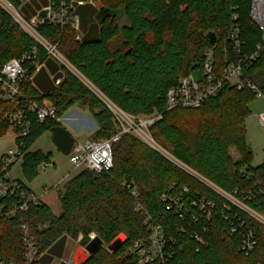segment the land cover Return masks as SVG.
Instances as JSON below:
<instances>
[{
  "label": "trees",
  "instance_id": "trees-1",
  "mask_svg": "<svg viewBox=\"0 0 264 264\" xmlns=\"http://www.w3.org/2000/svg\"><path fill=\"white\" fill-rule=\"evenodd\" d=\"M7 1L15 7L22 5L20 0ZM101 2L115 15L99 25L94 19L96 7L79 6L81 39L70 25L45 21L37 30L121 109L134 115L161 113V119L150 128L154 141L195 174L127 133L113 145L112 168L101 172L84 169L66 183L59 193L60 214L42 200L26 214L40 251L54 250L59 243L63 247L68 236L83 234L88 252L83 246L76 251L77 264H139L133 245L149 239L150 224H159L167 259L152 264H264V223L213 187L264 217V162L251 165L246 127L249 105L255 99L247 83L264 93V43L262 31L250 15L252 0ZM236 24L242 55L258 53L243 66L245 88L227 81L199 108L168 110V89L190 71L202 72L207 50L213 52L215 74L222 75L234 58L228 36ZM210 31L217 35L216 44L207 36ZM34 48L41 62L48 57L47 50L0 5V72L8 60ZM62 70L64 77L50 90L42 92L33 82L23 81L21 95L13 99L0 96V137L12 127L7 115L31 101L53 104L58 117L78 103L92 112L98 125L94 139L115 133L113 113L106 102L69 68L62 65ZM29 117L27 134L21 135L22 127L13 129L15 143L23 152V174L31 181L39 174V166L50 165L52 160L51 152L30 150L41 135L51 132L52 142L65 155L72 153L76 138L57 119ZM232 148L240 160L233 156ZM130 187L138 188L137 198ZM184 187L189 189L182 197L184 207L179 211L169 208L170 197ZM207 201L214 205L202 208ZM247 230L256 241L248 253L242 249ZM0 256L4 263L24 264L18 219L0 221ZM51 261L47 256L38 264Z\"/></svg>",
  "mask_w": 264,
  "mask_h": 264
},
{
  "label": "built area",
  "instance_id": "built-area-1",
  "mask_svg": "<svg viewBox=\"0 0 264 264\" xmlns=\"http://www.w3.org/2000/svg\"><path fill=\"white\" fill-rule=\"evenodd\" d=\"M29 1L24 0L23 4ZM98 1L101 0H45L42 8L34 16L27 18L20 14L9 1H7L8 5H6L9 8H14V12L11 13L12 16L32 38L47 50L48 56H53L63 66L69 68V61L60 53L56 45L49 43L39 34L37 28L45 21L62 26L70 25L77 32V38L81 39L83 34L80 30V16L77 13V8L85 4L95 6ZM44 11L47 12L45 16L42 15ZM250 15L262 31V40L264 43V0H252ZM228 39L231 43L234 58L229 62L222 75L218 76L215 74L213 52L212 50H207L205 53L206 60L202 70V77L197 79L194 73L195 71L192 70L189 74L180 78L178 85L168 89L166 94V108L168 110L177 107L199 108L211 97L215 96L227 81L235 85L238 89L245 88L246 82L243 79V66L247 60L256 59L258 53H254L251 56L242 55L241 46L243 43L240 39V27L238 24L230 29ZM42 64L43 61L41 62L39 60L37 48H34L31 52L24 53L20 57L8 60L0 72V96L13 99L21 95L22 82H33L34 73L40 70ZM247 86L254 92L255 98L264 99V93L255 84L249 82ZM106 105L113 113L116 131L111 137L105 139L86 138L84 141H80L75 137V146L69 155V161L74 170L81 171L85 169L93 172H101L104 169L112 168L113 145L119 142L122 136L127 133L133 134L145 142L147 141L149 145H151V141H154L150 133V128L156 121L161 119V113L154 112L148 115H134L124 111L110 100L106 102ZM30 114H36V117L40 121L57 119L63 123V116H57V111L53 104L40 105L34 101L19 107L14 113L8 114L7 118L11 122L12 128L22 127L21 135H25L31 124ZM68 119L69 117L66 116L65 121L67 122ZM258 125L261 129H264V108L258 114ZM232 150L236 152L235 154L232 153L236 155L234 157L240 160L236 149L232 148ZM22 157L23 152L18 145H16L15 149H10L0 157V169L3 173V177L0 179V221L12 219H18L20 221L24 264H38L45 252L40 251L26 214L33 206L38 205L41 199L28 190L10 173V169L15 160ZM246 169L244 167L242 171L245 173ZM213 187L222 195L228 197L235 204L252 214L253 211L248 209L241 200L226 194L216 186ZM129 189L133 197L137 198L139 196L137 187H130ZM188 191L189 189L184 187L180 194L170 197L169 208H174L178 211L181 210L184 207L182 203L183 194ZM261 192L264 194V188L261 189ZM9 196L12 197L9 198ZM213 205L211 201H207L206 203H202V208L206 206L212 207ZM252 215L255 216L254 214ZM257 215L260 216L259 214ZM260 217L263 220L258 219L264 223V217ZM148 222L149 220H147ZM43 227H46V224L39 226L40 229ZM150 229L152 233L148 240H138L133 245V248L138 253L139 264L164 263L167 258L164 252V232L162 227L159 224H150ZM91 236L92 238L95 237L94 234ZM255 243L254 233L250 230L245 231L242 240V249L248 253L254 248ZM66 263L77 264L71 259L67 260ZM0 264H7L1 260V256Z\"/></svg>",
  "mask_w": 264,
  "mask_h": 264
},
{
  "label": "rangeland",
  "instance_id": "rangeland-1",
  "mask_svg": "<svg viewBox=\"0 0 264 264\" xmlns=\"http://www.w3.org/2000/svg\"><path fill=\"white\" fill-rule=\"evenodd\" d=\"M24 0H20L21 4H23ZM7 1L6 0H0V5L6 9L8 12L12 13L14 12V8L22 15H24L26 18L27 16L24 14V11L31 12L33 14L32 10H35L37 7V4L40 6L42 5L40 0H32L29 2L28 6L23 7H13L9 8L7 7ZM15 19V18H14ZM121 21L120 23H122ZM68 64V63H67ZM69 69L77 74L84 82L88 85V87L93 90V92L101 98L104 102H108L107 97L99 90L97 89L90 81H88L82 74H80L72 65L68 64ZM195 76L197 79L202 77L201 70H196ZM53 82V80H52ZM84 106L76 103L72 105L68 111H66L63 115V124L66 126L74 135L77 137L80 141H84L87 138H94L95 131L89 132L87 130L83 131H76V129L68 124L65 121V117L70 112H81ZM250 108V115L248 116L246 120V127H247V142L252 150V158H251V165L252 166H258L261 163L264 162V129H261L258 125V114L259 112L264 108V99L262 98H255L249 105ZM116 127V125H115ZM152 136V134H151ZM147 142V141H146ZM152 146H156L161 152L171 160H173L175 163H177L180 167L184 168V170L193 173V170H191L189 167L185 166L181 162L177 161L173 156H171L167 151H165L163 148L158 146V144L155 141H151ZM16 143H15V132L12 127L9 128L8 132L5 136L0 137V157L3 155V153H7L10 149H15ZM42 149L45 152H51V165L49 167H45L44 164H41L39 166V174L33 179L28 180L22 171V164L23 159L18 158L15 160L14 164L12 165L10 169V173L14 178H20V180L29 188L31 189L32 193L42 195V198L46 204L49 205L51 210L55 214H60L62 211V205L61 201L59 199V193L60 191H64L66 183L70 180L69 178L71 175H69V172L78 173V170H74L72 164L69 161V155H65L58 151L54 143L51 139V133L45 132L43 135H41L31 146V150H38ZM233 154L236 152L232 150ZM236 156V155H233ZM48 165V164H47ZM69 175V177H68ZM236 202V201H235ZM252 212V211H251ZM257 218H261L257 214L253 213ZM96 235L95 233H92ZM91 234V235H92ZM75 242H77V245L84 246V240H83V234H79L76 237H73ZM92 238V236H91Z\"/></svg>",
  "mask_w": 264,
  "mask_h": 264
},
{
  "label": "crops",
  "instance_id": "crops-1",
  "mask_svg": "<svg viewBox=\"0 0 264 264\" xmlns=\"http://www.w3.org/2000/svg\"><path fill=\"white\" fill-rule=\"evenodd\" d=\"M30 1H32V0H30ZM40 1H41L42 5L40 6L39 4H37V7L35 8V10H32L33 14H31L30 11L29 12L24 11V14L27 17L34 16L36 14V12L38 10H40L45 3V0H40ZM29 2H27L26 4H22L21 5L22 8L28 6ZM94 7H96V6H94ZM96 9L98 12V8H96ZM94 19L96 21V18H94ZM96 23H97V21H96ZM60 71H63L62 70V64L53 56H48L43 61V64H42L40 70H38L34 73V77H33L34 86L42 92L54 88L59 83L58 81L55 82L54 78H55L56 74H58ZM52 80H53V82H52ZM67 116L69 117L67 123L70 124L71 126H73L76 129V131H78V132L83 131V130H87L89 133V132L96 130L98 127V125H97V123H96V121L92 115V112L89 109H82L81 112L73 111V112H70ZM47 132H49V131H47ZM51 139H52V134H51ZM40 150H42V149L40 148ZM4 154L5 153H3V155ZM76 174L77 173L74 174L73 172H69V175H71V177L69 179H71ZM69 175H68V177H69ZM16 179H20V178H16ZM30 191H32V190L30 189ZM37 196H39L40 199L42 201H44L41 194H39ZM81 247H82V245H80V246L77 245V242H75L73 237L68 236L65 240L63 247H62V244H60V243L57 244L56 248L54 250H51V251L49 250V251L45 252L44 255L42 256V259H44V257H47V256L52 257V261L50 264H61V262L63 260L67 261L70 259L73 260L74 262H76L75 261V254H76V251ZM83 249L85 251L87 250L84 246H83ZM86 252H88V250Z\"/></svg>",
  "mask_w": 264,
  "mask_h": 264
},
{
  "label": "water",
  "instance_id": "water-1",
  "mask_svg": "<svg viewBox=\"0 0 264 264\" xmlns=\"http://www.w3.org/2000/svg\"><path fill=\"white\" fill-rule=\"evenodd\" d=\"M96 8H98V12L97 14L95 15V18H96V21L99 25H101L103 23V21L109 17V16H114L115 15V11L114 10H111L105 6H103L102 2L101 1H98L96 3ZM47 12H43L42 15L45 16ZM208 38L210 40V42L212 44H216L218 39H217V35L215 33V31H210L208 33ZM64 77V72L63 71H60L58 74H56L55 78H54V81L57 82L59 79L61 80L62 78ZM152 146V145H151ZM154 147V146H152ZM156 148V147H154ZM157 149V148H156ZM45 167H49V165H44ZM61 264H67L65 260H63L61 262Z\"/></svg>",
  "mask_w": 264,
  "mask_h": 264
},
{
  "label": "bare ground",
  "instance_id": "bare-ground-1",
  "mask_svg": "<svg viewBox=\"0 0 264 264\" xmlns=\"http://www.w3.org/2000/svg\"><path fill=\"white\" fill-rule=\"evenodd\" d=\"M156 147V146H155Z\"/></svg>",
  "mask_w": 264,
  "mask_h": 264
}]
</instances>
